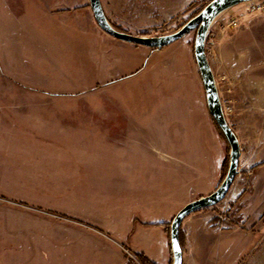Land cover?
Wrapping results in <instances>:
<instances>
[{"label":"crops","instance_id":"crops-1","mask_svg":"<svg viewBox=\"0 0 264 264\" xmlns=\"http://www.w3.org/2000/svg\"><path fill=\"white\" fill-rule=\"evenodd\" d=\"M15 1L37 11L40 8L32 0ZM90 29L94 39L102 32ZM6 41L0 44V160L22 153V166L30 174L61 177L55 188L73 203L68 213L53 209L52 214H43L41 210L49 205L32 202L30 208L0 199V233L13 234L12 239L24 244L8 248L7 255L36 254L40 264H133L123 253L127 250L151 264H170L167 229L171 218L185 203L207 195L221 181L225 157L218 135L209 127L199 131L191 121L179 126L166 120H145L143 105L148 100L142 99L138 89L110 91L108 95L117 102H75L94 84L129 71L113 65L110 55L105 56L107 51L101 64L96 61L101 72L89 88L52 89L42 73L15 71L17 63L31 64L15 58L20 43ZM29 41L39 44L42 37L34 34ZM134 51L133 55L139 52ZM91 53L97 56L96 47ZM135 58L141 62V57L131 56L130 69L137 64ZM124 96L140 100L131 105ZM181 127L184 130H177ZM234 133L240 157L231 189H236L234 204L239 216L264 195V159L243 167L248 159L243 160ZM96 144L102 145L101 151ZM75 205H81L80 211ZM208 208L192 212L180 223L181 264H224L220 258L225 253L229 264H237L241 255L251 251L256 231L241 230L238 220L219 227L222 219L214 220L215 210Z\"/></svg>","mask_w":264,"mask_h":264},{"label":"rangeland","instance_id":"rangeland-1","mask_svg":"<svg viewBox=\"0 0 264 264\" xmlns=\"http://www.w3.org/2000/svg\"><path fill=\"white\" fill-rule=\"evenodd\" d=\"M99 1L107 22L115 30L129 35L157 37L176 32L211 0ZM11 3L14 7L7 8V4ZM32 3L40 7L38 11L23 1L0 0V44H7V39L12 41L11 45L20 43V46L15 47V58L28 60L31 64L17 63L15 71L18 74H30L31 71L33 75L42 73L52 89L62 86L70 89L89 88L98 80L101 72L96 61L101 64L99 60L104 61L103 52L107 51L105 56L108 58L110 55L113 65L129 71L94 84L81 93V96H76L75 102H117L108 95L110 91L138 89L143 95L142 99L148 100L143 105L145 120H166L179 126L191 121L192 125L198 126L199 131H205L209 127L212 133L218 135L217 139L224 147L227 169L229 145L221 138L208 115L205 92L194 62L192 48L195 30L163 48L149 49L116 41L105 36L103 31L98 32L94 39L91 26L95 31L101 30L92 17L88 0H32ZM247 6L246 3L237 4L215 17L209 25L204 44L207 62L216 81L223 117L237 134L243 160L248 159L243 167L249 161L264 159V11L259 14L249 13L246 11ZM231 18L238 23L236 29L227 25ZM76 24L85 29L81 30ZM34 34L42 37L40 43V40L32 41L39 44L33 45L29 41ZM94 47L98 52V59L91 55ZM134 50L142 52L133 55L136 52ZM131 56L142 58L139 63L135 58L137 64H133L132 69L127 65L133 59H130ZM33 62H38L37 67ZM16 66L22 69L24 67L25 70ZM123 98L131 105L140 100L132 96ZM177 130L184 129L181 127ZM101 147L102 145L96 144L99 151L102 150ZM21 154L0 160V199L17 205L25 204L30 208L32 202L49 205L47 210H41L43 214L46 211L52 214L53 209L60 211V214L68 213L73 204L72 198L62 194L63 192L59 193L55 188L58 186L57 181L62 178L30 174L29 169L22 166L24 161ZM205 166L209 168L210 163ZM12 179L16 182L9 183L8 180ZM235 190L230 187L225 198L208 209L215 210L217 217L214 220L222 219L219 227L224 228L232 220H238V228L241 230L254 228L256 231L250 241L251 251L241 255L237 264H264V195L250 205V211L245 210L238 216V209H235L237 204H234ZM53 204L59 207L50 206ZM76 207L79 208L76 211H80L81 205ZM12 235L8 232L0 233V264H40L41 257L36 254L7 255L8 248L24 245L23 241L12 239ZM228 257L225 253L220 261L229 264Z\"/></svg>","mask_w":264,"mask_h":264},{"label":"water","instance_id":"water-1","mask_svg":"<svg viewBox=\"0 0 264 264\" xmlns=\"http://www.w3.org/2000/svg\"><path fill=\"white\" fill-rule=\"evenodd\" d=\"M252 0H211L207 5H205L196 16L188 19L183 26L176 32L155 36H142V35H129L127 32L115 30L107 21V18L102 12V5L99 0H88V5L92 17L95 19V23L98 28L105 32L110 37L116 39L117 41H123L127 43H132L135 45H140L143 48L149 49H160L167 45L172 44L176 40L183 38L184 35L190 31L194 32V62L197 66V73L202 81V88L205 92V104L208 108V114L214 119L216 126L223 133L226 144L229 145L228 157L229 161L227 164V173L223 176L219 185L213 189L207 195L199 197L197 199L191 200L189 203H185L181 208L177 210V214L171 218L169 223L170 229L168 235L170 238L169 246L171 255L170 264H181L182 251L179 246L178 238V228H180V223L182 219L190 215L192 212L198 209H204L211 206H216L217 203L225 198V194L228 192L229 187L232 186V182L235 174L237 173V161H239V143L235 137V133L229 125L226 123L225 118L222 114V106L219 101V94L215 86V78H213L211 68L207 62V56L204 52V44L206 41V34L209 31V25L215 17L230 7H235V5L240 3H245ZM179 249V251H177Z\"/></svg>","mask_w":264,"mask_h":264},{"label":"built area","instance_id":"built-area-1","mask_svg":"<svg viewBox=\"0 0 264 264\" xmlns=\"http://www.w3.org/2000/svg\"><path fill=\"white\" fill-rule=\"evenodd\" d=\"M245 3L248 5L246 7V11L249 13L259 14L262 11H264V0H252V1H248V3L247 2H245ZM237 24L238 23H237L236 19L234 20V18H231L227 21V25L231 26L234 29L237 28V26H238ZM222 114H223V110H222ZM123 253L127 256L126 258L136 262L132 253L128 252L127 250H123Z\"/></svg>","mask_w":264,"mask_h":264},{"label":"trees","instance_id":"trees-1","mask_svg":"<svg viewBox=\"0 0 264 264\" xmlns=\"http://www.w3.org/2000/svg\"><path fill=\"white\" fill-rule=\"evenodd\" d=\"M198 74V73H197ZM200 78V77H199ZM209 115V114H208ZM209 117L211 118V116L209 115ZM211 121L213 122L212 124H214V126L217 128V130L219 131V134H220V136H221V138L223 139V140H225L224 139V137H223V133L218 129V127L216 126V124H215V121H214V119H212L211 118ZM226 143V142H225ZM227 161V159L226 158H224V160H223V162L221 163V166H220V170H221V172H222V175H221V179L223 178V176L227 173L226 172V169H225V162ZM169 229H170V227H168V229H167V232L169 231ZM168 237H169V235H168ZM133 254V256H134V259L136 260V262L135 261H133V260H129V261H131L132 263H134V264H151L149 261H147L146 259H144L141 255H137V253H132ZM171 263V262H170ZM154 264V263H153Z\"/></svg>","mask_w":264,"mask_h":264},{"label":"snow or ice","instance_id":"snow-or-ice-1","mask_svg":"<svg viewBox=\"0 0 264 264\" xmlns=\"http://www.w3.org/2000/svg\"><path fill=\"white\" fill-rule=\"evenodd\" d=\"M177 251H179V249H177Z\"/></svg>","mask_w":264,"mask_h":264}]
</instances>
